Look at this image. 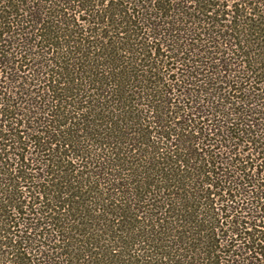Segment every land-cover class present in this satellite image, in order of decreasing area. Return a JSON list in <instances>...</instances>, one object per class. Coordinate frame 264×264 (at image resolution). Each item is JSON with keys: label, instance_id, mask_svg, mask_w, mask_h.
I'll return each instance as SVG.
<instances>
[{"label": "trees", "instance_id": "trees-1", "mask_svg": "<svg viewBox=\"0 0 264 264\" xmlns=\"http://www.w3.org/2000/svg\"><path fill=\"white\" fill-rule=\"evenodd\" d=\"M0 264H264V0H0Z\"/></svg>", "mask_w": 264, "mask_h": 264}]
</instances>
